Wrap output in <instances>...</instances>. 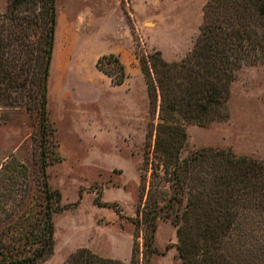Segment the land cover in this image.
I'll list each match as a JSON object with an SVG mask.
<instances>
[{
  "label": "trees",
  "instance_id": "obj_1",
  "mask_svg": "<svg viewBox=\"0 0 264 264\" xmlns=\"http://www.w3.org/2000/svg\"><path fill=\"white\" fill-rule=\"evenodd\" d=\"M56 26V0H9L0 12V110L35 117L37 151L32 175L15 159L0 171V264H41L53 251L54 215L65 208L46 173L60 160L47 107ZM111 60L115 73L103 65ZM258 63H264V0H208L184 57L167 61L158 50L139 57L149 111L158 113L147 133L154 143L141 167L143 193L133 219L142 256L133 248L124 262L81 248L63 264H150L160 220L175 227L179 264H264V160L213 146L180 156L186 125L226 117L236 73ZM95 65L113 85L127 77L115 54Z\"/></svg>",
  "mask_w": 264,
  "mask_h": 264
},
{
  "label": "rangeland",
  "instance_id": "obj_2",
  "mask_svg": "<svg viewBox=\"0 0 264 264\" xmlns=\"http://www.w3.org/2000/svg\"><path fill=\"white\" fill-rule=\"evenodd\" d=\"M207 1L56 0L47 107L60 160L46 173L65 208L54 215L53 251L41 264H63L81 248L124 262L134 248L141 258L142 239L135 237L133 219L143 193L141 167L154 143V133L152 138L147 133L158 113H150L147 91L144 100L138 92L134 102L122 91L109 97L103 87L108 76L94 58L103 50H131L140 68L139 57L158 50L167 61L180 60L199 35ZM8 2L0 0V12ZM103 65L116 72L114 61ZM225 109L224 118L186 125L181 157L213 146L264 160V63L236 73ZM35 126V117L24 110H0V171L15 159L32 175ZM176 243L175 227L160 220L154 240L158 253L150 264H179Z\"/></svg>",
  "mask_w": 264,
  "mask_h": 264
},
{
  "label": "crops",
  "instance_id": "obj_3",
  "mask_svg": "<svg viewBox=\"0 0 264 264\" xmlns=\"http://www.w3.org/2000/svg\"><path fill=\"white\" fill-rule=\"evenodd\" d=\"M107 53H113L118 56L121 63L124 65L127 74V77L125 78L124 82L119 85H113L111 83L110 78L106 76L108 80H105L103 87L105 91L109 92L108 93L109 97L115 99L116 97H118L119 91H122L124 93V97L127 100L134 102L136 94L138 92H141L142 95L144 94V96H142V100H144L146 93L145 83L133 52L131 50L126 52H122L120 50H112V51L103 50V52L100 53L99 55L107 54ZM96 60H97V55L94 58L95 62Z\"/></svg>",
  "mask_w": 264,
  "mask_h": 264
}]
</instances>
